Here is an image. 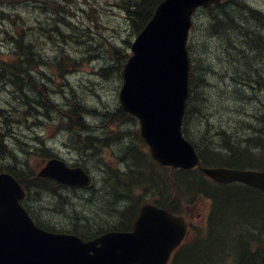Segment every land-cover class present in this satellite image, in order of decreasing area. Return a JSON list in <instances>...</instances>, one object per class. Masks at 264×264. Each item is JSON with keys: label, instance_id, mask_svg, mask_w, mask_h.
I'll use <instances>...</instances> for the list:
<instances>
[{"label": "trees", "instance_id": "1", "mask_svg": "<svg viewBox=\"0 0 264 264\" xmlns=\"http://www.w3.org/2000/svg\"><path fill=\"white\" fill-rule=\"evenodd\" d=\"M160 1L162 0H119L115 5L124 13L130 31L138 34L151 19ZM1 2L8 1L0 0ZM55 3V13L58 16L69 19L67 15H74L71 9L65 8L64 1L59 0ZM203 13L205 22L199 30L198 44L202 50L197 51L196 55L192 40L187 46L191 61L190 92L183 131L185 132L186 125L188 123L190 125L196 118L201 121V129L197 126V132L191 137V142L200 155L202 165L206 167L264 170V116L261 117L263 121L260 122L256 133L248 131L250 126H245L243 123L239 128L230 126L229 130L217 126V139H212L209 134L212 130L206 127L208 118L203 114L206 99L199 92L208 84L207 77L216 70L223 71L224 68L226 72L223 78L231 82L228 86L229 93L239 92L245 87L247 94L244 93L242 99L246 101L252 93L257 94L254 84L256 74L258 68L264 67V14L240 0H223V3L214 5ZM18 26L8 30L7 33L15 35V39L21 40L27 37L30 43L36 44V39L32 41L29 34H19ZM47 38L53 40L52 37ZM122 42L128 49L130 42ZM11 47L19 54L13 53L16 57L11 63H0V80L4 70L17 75L16 79H11L13 82L7 83V87L12 89V94L18 95L14 105L11 106L13 114L19 100L23 102V108L30 107L28 112H20L14 116L16 117L14 123L18 122L19 116H23L27 120H36V125H42L43 123L36 119L38 106L39 109L51 110L52 103L48 97L53 96V93L60 97L66 95V98H69L72 89H68L67 92L54 83L57 76H62L60 73L64 71V65L74 67L76 61L67 54L65 56L62 54L58 58L61 60L55 57L49 61L33 46L31 49H23V44L19 42ZM215 51H219V57L216 56ZM107 52L109 53L105 54L104 58L108 60L110 67L99 70L98 75L103 79L110 78V75L120 78L128 55L114 44H110ZM43 62H48L50 68L43 66ZM209 62L215 64L211 65ZM25 74L26 78H24ZM261 80L264 82L263 77ZM32 100L38 102L33 104ZM64 102V106L69 104L67 101ZM259 106L264 110V101L260 102ZM111 110L100 114L99 127L93 108L85 105L71 107L68 112L53 110V114L43 113L44 116L41 118L52 121L54 117L57 129H61L62 132L64 130V134L68 135V145L76 152L85 155L86 159L91 157L95 163L97 162L96 167L101 171V177L96 181L98 187L91 186L86 194L79 196L80 198L78 195L82 190L65 189L60 186V204L57 183L49 179L36 178L35 172L28 167L26 157H22L19 161L11 149L4 146L1 133L0 168L11 173L20 184H23L30 203L35 200L36 204H40L45 196L50 197L53 200L50 204L51 210L54 212L50 217L59 216L57 210L61 211L64 232L73 233L81 239H91L108 230L128 231L139 207L147 201L158 207H166L173 214L183 215V209L196 205L199 199L210 200L212 209L205 239H198L181 246L171 264H264V194L244 185H216L196 169L181 171L159 166L147 153L146 145L137 131L127 129L129 125L132 127L133 119L120 107ZM88 115H92V124L85 121ZM12 117H8L9 120ZM234 128L235 132L231 133ZM98 129L102 132L101 139L95 135ZM85 130L87 132L89 130L88 134ZM104 147L117 159L119 158V167L113 169L105 162ZM21 149L26 155L30 152L24 150L25 146ZM40 153L42 159L52 157L47 148L40 149ZM126 159L132 160L131 163ZM212 254L214 258H210Z\"/></svg>", "mask_w": 264, "mask_h": 264}, {"label": "water", "instance_id": "2", "mask_svg": "<svg viewBox=\"0 0 264 264\" xmlns=\"http://www.w3.org/2000/svg\"><path fill=\"white\" fill-rule=\"evenodd\" d=\"M218 0H165L132 44L118 95L122 110L140 121L151 156L163 166L193 168L197 154L180 131L188 91L186 49L190 18L200 6ZM217 183L238 181L264 192V172L202 169ZM63 184L88 185L81 169L58 160L39 174ZM23 190L11 175L0 174V264H166L183 239V219L152 205L140 209L133 232H110L93 241L52 235L36 228L19 206Z\"/></svg>", "mask_w": 264, "mask_h": 264}, {"label": "rangeland", "instance_id": "3", "mask_svg": "<svg viewBox=\"0 0 264 264\" xmlns=\"http://www.w3.org/2000/svg\"><path fill=\"white\" fill-rule=\"evenodd\" d=\"M244 1L251 7H255L260 11H264V0ZM116 2H118V0H72L71 5H69V3H64L66 4L65 8L71 9V13H74V15L71 17V19L73 18L74 20H72L71 23L76 26V30H73L72 32L69 31L62 23H58L61 29L64 30V34L71 36V39H66L65 42H60L59 40L55 42L54 40H49L48 38L45 40L44 37H41L40 31L35 30L39 25H46V19H43L44 17H42V14H38L39 9L35 10L34 8L27 7L28 5L23 7L20 4L17 5L19 7L14 9L13 13L11 14L13 17H17L18 20H24L27 22V24L29 23V26L34 30L30 33L32 41H34L33 39H36L37 48L39 49L41 55L46 56V59L51 60L55 57L58 58L59 56H62V54L64 56L67 54L76 62H79V66L71 67L64 65V71L60 73L63 76L65 74L74 75L69 77V86L71 85L73 89H76V96L78 100H80L87 107H100L109 111L117 106V94L120 89V83L118 81V77L111 75L110 78L103 79L98 75V71L101 69H109L110 67V63L106 58H104V55H108L109 53L107 52V49L109 48L110 44L120 46L122 45V39H127L129 41L133 39L132 31H130L129 25L127 24L124 17V13L115 7ZM88 5L94 6L97 9V16H95L93 20L89 19L85 13L81 12L83 10H87ZM51 7L53 8L54 6L51 5ZM45 18L50 21L51 14H45ZM204 18V14L202 13L196 16L195 23L197 27H201L202 23L205 22ZM0 21V25L6 23L2 19ZM48 36L50 37V34H47V37ZM0 39V53L3 56L2 60L10 63L15 59L14 56H11V47L7 43L4 45L2 37H0ZM91 47H95V49ZM122 47H124V45ZM218 52L219 51H215V53H217V55L215 54L217 57H219ZM10 56L11 58H9ZM57 60H61V58ZM70 63L72 64L71 61ZM209 64L213 65L215 62H209ZM222 70L223 71L216 70L214 74L207 77L206 80L208 84L204 88L200 89L199 92L202 97L206 99L203 113L207 114L208 121L210 118L211 125H207V127L211 129L212 126H221L222 128L229 130L228 127H237L242 120L248 118V114L244 113L247 111V106L243 105V103H247V101L242 99L243 97L241 96L237 97L235 94L231 92L229 93L228 90L230 87L228 88V86H230L231 82L229 79L223 78L224 72L226 71H224V68ZM63 82L68 81L67 79L59 80V83ZM66 90L67 92L69 91L67 88ZM8 96L9 94L4 91V87H0L1 126L4 130L6 129V133L8 134H11V131L17 132V134H14V136L18 142V145L16 144L14 147H16L18 150H21V148L25 146V151H30V153H39L38 151L43 148L44 143V147L49 148L50 150L57 149V156L61 157L66 162H81L87 169L89 168L92 178H96V181L97 179L99 180L100 174L96 170L97 162L95 163V160H88L80 156H78L77 159L75 155L78 154L73 152L74 150L72 148L68 147V135L61 132V129H57L55 124H52V121L51 123L47 122V124H44L45 120L41 119L40 121L43 123L42 125H33V121L35 120L31 119L27 124L24 123L15 127H11V125H14V122L8 118L10 111L9 108L14 105V100L18 97V95H15V97L11 96L12 99L11 97L6 99L8 102H6V104H2L5 102V97ZM18 102L19 103L17 104V107L14 111V116L22 112L23 102L20 100ZM29 108H27L25 112H28ZM47 110L50 111L49 109ZM3 112L6 113V115H3ZM14 116L13 118L15 119L16 117ZM52 120L54 121V117ZM197 126L201 129V121L199 119L197 120V118L193 120L190 125H187V131L191 137H194L196 134ZM127 128L128 130L132 129L131 125L127 126ZM215 132L216 129L213 133H209L212 135V139L213 137L214 139H217ZM110 153L112 155L110 150H108V154L105 151L103 157L104 159L106 157L108 158L105 159L107 160L105 162L108 163V165H113L114 158L110 157ZM21 159L22 157L20 156V160ZM42 163L43 160L33 156L29 166L37 169L42 165ZM95 174H97V176H94ZM80 195H78V197ZM75 196H77V194ZM51 203L52 201L50 198L45 196L41 204L45 206V204ZM196 205V209L191 212L192 214L190 216V224L194 229L198 230V228L204 227L203 218L207 213L209 203L199 200ZM33 207L39 211V209L42 208V205L34 204ZM45 216L46 214L42 213L39 217L44 223L49 222V219ZM51 223L57 227L63 226V217L57 216L51 221Z\"/></svg>", "mask_w": 264, "mask_h": 264}, {"label": "bare ground", "instance_id": "4", "mask_svg": "<svg viewBox=\"0 0 264 264\" xmlns=\"http://www.w3.org/2000/svg\"><path fill=\"white\" fill-rule=\"evenodd\" d=\"M8 2H1L0 3V20L2 19L3 21H5L6 23H4V24H2V25H0V37H2V40H3V42H4V45H5V43H7L8 45H10V47L13 45V44H15V43H20V44H23V49L25 48V49H31L32 48V46H33V48L34 49H38L37 48V45L36 44H33V43H30L29 41H28V39H27V37L26 38H22L21 40L20 39H15V35H13V34H8L7 33V31L8 30H10V29H13L15 26H18L21 22V24L17 27L18 28V30H17V32L19 33V34H23V35H26V34H29L30 35V33H31V31H34L33 29H32V27H30L29 26V23L27 24V22H25L24 20L22 21V20H18L17 19V17H13L11 14L13 13V11H14V9H16V8H18L19 6H17V5H22L23 7H25V6H27V7H31V8H34L35 10H37V9H39V11H38V14H42L43 16L42 17H44L43 19H46V21H45V23H46V25L45 26H37V28L35 29L36 31H40V34H41V37H44L45 38V40L47 39V34H50V38L52 37V39L56 42V41H62V42H65V40L66 39H71V36L70 35H66V34H64V30H62L61 29V27L59 26V24H63L64 26H66V28L69 30V31H72L73 32V30H76V26L73 24V23H71V21L72 20H74L73 18L71 19V17L72 16H70V14L69 15H67V17L69 18V19H65L64 17H62V16H58L56 13H55V9H56V7H55V5H56V3L55 2H57V1H59V0H7ZM65 3H69V5H71V3H72V0H63ZM61 2H62V0H61ZM262 3V2H261ZM251 4V3H250ZM51 5H53L54 7L52 8L51 7ZM68 5V4H67ZM259 6V5H258ZM15 7V8H14ZM88 7V9L87 10H83V11H81L82 13H85L86 15H87V17L89 18V19H91V20H93V18L95 17V16H97V9H96V7H94V6H91V5H88L87 6ZM77 8V7H76ZM13 9V10H12ZM32 10V9H31ZM79 10V9H78ZM77 11V10H76ZM80 11V10H79ZM238 11V10H237ZM244 12H246L245 10H243ZM242 12V11H241ZM243 12V13H244ZM51 14V20L50 21H48V19L47 18H45V14ZM222 14V13H221ZM222 16V15H221ZM224 17V16H223ZM249 17V16H248ZM250 18V17H249ZM247 20V19H246ZM80 21V20H79ZM242 21V20H241ZM243 22V21H242ZM0 23H1V21H0ZM49 25H48V24ZM59 23V24H58ZM33 24V23H32ZM130 24V23H129ZM24 25H26V26H24ZM28 25V26H27ZM246 25V24H245ZM31 36V35H30ZM1 40V39H0ZM2 42V43H3ZM1 43V42H0ZM53 44V43H52ZM91 48H93V49H95V47H91ZM11 49V53H15V54H19V53H16V51L14 52L13 51V47H11L10 48ZM35 52V51H34ZM36 59V58H35ZM47 63L48 62H43V66H45V67H47V68H50V66L49 65H47ZM76 66H79V62L77 61L76 62ZM259 70H258V72H257V74H256V82H254V84H255V88L257 89V94H255V93H252L251 94V97L247 100L248 102L247 103H243V105H246L247 106V111H245L244 113H246V114H248V118L247 119H245V120H242L241 122H240V124H244L245 126L246 125H248V126H250V129H248V131H253V132H258V130H259V127H260V122H262L263 121V118H261V117H263L264 116V110L263 109H261L260 108V102H263L264 101V82L261 80V78L263 77L264 78V67H262V68H258ZM16 74H17V72H16ZM65 74V73H64ZM21 76H23V75H21ZM26 76V74L24 75V78H26L25 77ZM33 76V75H32ZM20 77V76H19ZM261 77V78H260ZM17 78V75H15V73H13V72H7L6 70H4L3 71V77H2V79L0 80V87H4L7 83H9V82H13L11 79H16ZM41 79H43L42 77H40ZM67 79V78H66ZM39 81V80H38ZM15 84V83H14ZM12 88L14 89V86L12 85ZM72 90L69 92V98H66V95H65V97H60V96H58L57 94L56 95H54V93H53V96H49L48 97V100H50L51 101V110L50 111H48L47 109L46 110H44V108L42 109H39V106H38V109L36 110L37 111V120H38V122H40V120H41V118L44 116L43 115V113L44 114H48V113H51V114H53L54 112H53V110H58V111H66V112H68L67 110H69L71 107H75V106H79V105H84L80 100H78L77 99V96H76V89H73V88H71ZM246 89L247 88H241L240 90H239V92H236V93H233V94H235L236 96H241V97H243L244 96V93H245V91H246ZM84 90V89H83ZM48 91L49 92H51L49 89H48ZM242 91H243V93H242ZM35 92V91H34ZM247 93H245V95H246ZM15 95H16V93L15 94H13L12 95V97H15ZM56 96V97H55ZM12 97H11V99H12ZM52 97H54V100L52 101ZM28 100V99H27ZM64 101H67L69 104L67 105H63L65 102ZM6 102H8V101H5V102H3L2 104H6ZM30 103H32L33 102V104H36L37 102H38V100H32V102L31 101H29ZM28 102V103H29ZM11 103V102H10ZM58 103V104H57ZM241 103V104H242ZM12 104H13V102H12ZM24 106V105H23ZM64 106V107H63ZM102 106V105H101ZM69 107V108H68ZM89 107V106H88ZM26 108V107H25ZM25 108H22V112H25ZM37 108V107H36ZM91 108V107H90ZM9 114H8V117H12V116H14V114H11L12 113V111H13V109H12V107H10L9 108ZM81 111V110H80ZM85 111V110H84ZM109 110H107V109H103V108H93V112H95V115H96V123H97V125H98V127L100 126V122H99V118H100V114H104V113H106V112H108ZM112 111V110H111ZM232 112V111H231ZM208 113V112H207ZM3 115H6V113H2ZM85 114V113H84ZM204 114V113H203ZM86 115V114H85ZM123 116H124V114H123ZM204 116H206L207 117V114L205 113L204 114ZM1 117V116H0ZM49 117V116H48ZM55 117H57V116H55ZM84 117H86V116H84ZM91 117H92V115H88V117L86 118L87 120H85L86 121V123H90V124H92L91 123V121H93L92 119H91ZM57 119V118H56ZM13 122L15 121L14 120V118H12L11 119ZM55 120V119H54ZM129 120V119H128ZM90 121V122H89ZM47 122H50V120L48 121V120H45L44 121V124H47ZM52 122H53V120H52ZM127 122V121H126ZM51 123V122H50ZM57 123V122H56ZM123 124H125V123H123ZM240 124L237 126V127H235V128H239L240 127ZM207 125L209 126L210 125V118H209V121L207 122ZM120 126V125H119ZM122 126V125H121ZM211 126V125H210ZM92 127V126H91ZM207 127V126H206ZM101 128V127H100ZM122 128V127H121ZM207 128H209V127H207ZM229 128V127H228ZM235 128H234V130L231 132V133H233V132H235ZM87 129V128H86ZM95 129V128H94ZM128 129V128H127ZM215 129H216V127H211V132L210 133H213L214 131H215ZM60 130V129H59ZM203 130V129H202ZM231 130V129H230ZM0 132H2L1 130H0ZM62 132V131H61ZM84 132V131H83ZM85 132L88 134V132H89V130H88V132L85 130ZM95 132H97L95 135H97V137H98V139H101V136H102V132H100L99 131V129H98V131H95ZM94 132V133H95ZM203 132V131H202ZM252 132V133H253ZM63 133H64V130H63ZM103 133H105V132H103ZM200 133V132H199ZM216 133V132H215ZM93 134V133H92ZM132 134V133H131ZM210 136H212L211 134H210ZM215 136H217L216 134H215ZM65 138V137H64ZM214 138V137H213ZM66 139V138H65ZM134 140V139H133ZM93 144H95V143H93ZM97 145V144H96ZM110 145V144H109ZM108 146V145H107ZM68 147H70V148H72L70 145H68ZM91 149H92V147H90ZM107 148V147H106ZM131 148V147H130ZM77 149V148H76ZM74 150V149H73ZM94 150V149H93ZM104 150H106L105 149V147H104ZM113 150V149H112ZM78 151V150H77ZM115 151V150H114ZM122 151V150H121ZM69 152H70V150H69ZM73 152H76L75 150L73 151ZM102 152V151H101ZM89 153H90V151H89ZM96 153V152H95ZM106 153L108 154V151H106ZM123 153V152H122ZM76 154H78V155H75L76 157H77V159H78V156H80V157H83V158H85L86 159V157H85V155H83V154H80L79 152H76ZM120 154V153H119ZM90 155V154H89ZM89 155H88V157H89ZM102 155V154H101ZM109 155H111V153L109 154ZM74 156V157H75ZM98 156V155H97ZM104 156V155H103ZM129 156V155H128ZM119 157V156H118ZM101 158V157H100ZM19 161H20V159L19 158H17ZM88 159H91V160H93V158H88ZM98 159H99V157H98ZM105 159H108L107 157L105 158ZM104 159V160H105ZM119 159V158H118ZM117 159V160H118ZM80 160V159H79ZM127 160V159H126ZM129 160V159H128ZM127 160V161H128ZM94 161V160H93ZM101 161H103V160H101ZM105 161H107V160H105ZM119 161V160H118ZM130 161H132V160H130ZM130 161H128V162H130ZM73 162H75V161H73ZM99 162V161H98ZM109 162V161H108ZM122 162V161H121ZM112 163V162H111ZM123 163V162H122ZM131 163V162H130ZM95 164V163H94ZM93 164V165H94ZM99 164V163H98ZM105 164V163H104ZM118 164H119V162H118ZM140 164V163H139ZM87 165H89V164H87ZM123 165V164H122ZM130 165V164H129ZM128 165V166H129ZM101 166V165H100ZM105 166V165H104ZM103 166V167H104ZM118 166V165H117ZM116 166V167H117ZM94 167V166H93ZM92 167V168H93ZM102 167V166H101ZM119 167V166H118ZM9 168V167H8ZM115 168V167H114ZM126 168V167H125ZM131 168H132V166H131ZM14 169V168H13ZM102 169V168H101ZM134 169V168H133ZM88 170H89V168H88ZM94 170V169H93ZM98 172H99V174H101L100 172V170H98V169H96ZM122 170V169H121ZM126 170H127V168H126ZM95 171V170H94ZM115 171V170H114ZM117 171V170H116ZM131 171V170H130ZM96 172V171H95ZM128 172V171H127ZM133 172V171H132ZM98 174V173H97ZM97 174H95L94 176H97ZM98 174V175H99ZM106 176V175H105ZM100 177H101V175H100ZM98 178V177H97ZM95 179V181H96V178H94ZM97 181H98V179H97ZM108 182H110V181H108ZM100 183H101V181H100ZM100 183H99V185H100ZM106 185V184H105ZM113 186V185H112ZM97 187H98V185H97ZM110 186H108V188H109ZM114 187V186H113ZM94 191V190H93ZM111 191V190H110ZM41 192H43V191H41ZM103 193V192H102ZM112 193V192H111ZM115 193V192H114ZM77 194V193H76ZM36 196V195H35ZM81 196V195H80ZM80 198V197H79ZM82 200H84V199H82ZM262 243V242H261ZM210 258H214L213 257V254L211 255V257Z\"/></svg>", "mask_w": 264, "mask_h": 264}]
</instances>
